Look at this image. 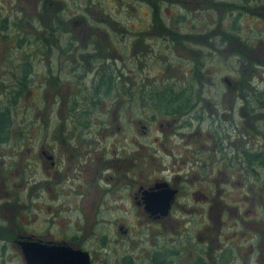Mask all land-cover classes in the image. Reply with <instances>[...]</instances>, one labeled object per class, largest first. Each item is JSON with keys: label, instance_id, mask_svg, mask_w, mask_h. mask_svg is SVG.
<instances>
[{"label": "flooded vegetation", "instance_id": "flooded-vegetation-1", "mask_svg": "<svg viewBox=\"0 0 264 264\" xmlns=\"http://www.w3.org/2000/svg\"><path fill=\"white\" fill-rule=\"evenodd\" d=\"M230 3L236 19L264 20V0ZM55 22L44 32L33 25L32 39L20 34L36 48L17 66L43 67L38 89L48 90L54 116L48 133L18 134L15 170L0 160V264H26L28 256L52 261L65 250L87 254L88 264H232L233 252L239 264H263L264 108L251 133L212 135L208 127L202 134L194 85L171 87L190 93L173 115L155 107L152 90L163 86L150 85L149 61L171 67L168 52L155 50L148 61L155 43L132 32L126 59L105 52L109 37L102 45L90 41L96 29L106 36L99 26L70 24L63 32ZM182 22L159 23L173 58L185 51ZM232 26L226 35L237 38ZM55 45L63 52L50 53ZM154 123L158 135L148 133ZM228 168L242 174L238 183L246 188L234 205L211 194L218 174L229 180Z\"/></svg>", "mask_w": 264, "mask_h": 264}, {"label": "rangeland", "instance_id": "rangeland-1", "mask_svg": "<svg viewBox=\"0 0 264 264\" xmlns=\"http://www.w3.org/2000/svg\"><path fill=\"white\" fill-rule=\"evenodd\" d=\"M207 1L46 0L42 6L41 0H11L9 4L6 0H0V25L4 23L1 19L4 17L10 24L14 20L16 22L12 30L3 25V30H0V106L8 103L7 93L10 94L18 86L15 77H8L5 66L9 65V69L18 76L20 73L14 64L18 63L21 55L25 53L32 56L36 48L35 44H26L25 41L20 43V47L17 48L15 45L17 35L23 37L20 34L26 32L24 34L32 39L36 34L31 30L33 25L44 32L45 28L48 29L52 25L51 23L56 21L57 27L61 26L63 32L70 24L74 30L77 25L78 28L88 26L93 29L99 26L103 32H107L106 36L96 29L91 31L96 32V35L92 36L90 41L97 42L99 38L102 45L107 42L103 38L109 37L108 42L113 44L112 49L105 52L119 53L126 59H128V50L130 49L127 46L128 39L132 38V32H137V34L140 32L141 38L147 40L148 43L151 41L155 43L154 51L149 52L148 61L155 57V50H163L169 53L168 63L172 61L174 64L171 67L167 65L166 68H163L162 63L154 65L149 61V64L151 63L148 70L149 82L154 86L162 84H170L175 87L194 85L195 90L198 91V100L200 105L202 104L200 110L203 111L199 125L196 123L200 133L204 134L208 127L212 128V135L228 133L233 136L251 133L250 127L256 124L258 112L264 108V44L257 42L258 38L264 37V20L244 13L240 19H236L234 15L237 9L230 3L232 0H216L215 6ZM41 6L42 9H40ZM179 11L185 14L182 23L184 25L183 32L186 34L184 36L186 44L185 51L180 50L178 55L173 58V55H170L173 52L168 49L164 39L161 38L163 30L159 23H173L171 17H175V13ZM260 14H264V10ZM232 22L238 29L232 31L237 39L231 40L226 34ZM85 30L81 32H85ZM36 32L38 31L36 30ZM208 32H211V46L208 40L210 35L202 36ZM222 34L226 36V40L221 41ZM83 37L85 36L82 34V39ZM248 38L253 40L249 41ZM239 40L245 42L244 45ZM86 41L80 43L86 44ZM51 42L53 43V40ZM55 47L56 50L50 53L63 52L58 45ZM210 49H212L211 54L208 53ZM103 51L101 50V52ZM177 56L178 58H176ZM196 67L198 68L196 69ZM42 68L36 65L35 68H30V78L27 80L29 83L11 107L13 122L10 139L0 145V160L7 162L9 171H13L17 167L18 128L23 130V134L31 135L50 131L48 126L54 115L50 112L47 102L51 101V97H49L47 89L45 93L38 89L43 86L37 76ZM224 77L228 79V85L223 82ZM50 79L53 78L50 77ZM59 79L63 78L59 76ZM247 105H249L248 108L254 109L249 111L246 108ZM152 109L161 116L154 106ZM248 117L254 120L251 121ZM210 122H212L211 125H209ZM164 127L163 124L161 129ZM175 127L176 125H174L173 131H169L170 134L175 132ZM159 132H161L159 127L154 123L148 133L158 135ZM139 133V128H137L138 143H145L144 137H139ZM164 149H168L167 145H164ZM235 170L228 168L224 171L229 178L228 181L225 180V175L218 174L215 181L216 186L211 182L212 197H220L227 203H233L243 196L242 193L246 188L239 184L242 174H237ZM235 254L238 255V252L232 253V264H239L240 260ZM6 264H16V261L10 260Z\"/></svg>", "mask_w": 264, "mask_h": 264}, {"label": "trees", "instance_id": "trees-1", "mask_svg": "<svg viewBox=\"0 0 264 264\" xmlns=\"http://www.w3.org/2000/svg\"><path fill=\"white\" fill-rule=\"evenodd\" d=\"M171 18H173V21H179V20L183 21L185 16H182V15L178 16L176 14L175 17L172 16ZM1 19H2V23L3 22L4 23L0 25V30H3L4 27L6 28L7 25H9L10 26L9 28L12 30L14 24L16 23L15 20L12 21V24H8L7 19L5 17L1 18ZM230 28H234L235 30L238 29L237 26H232ZM3 35L5 36V33H3ZM162 36H163V34H162ZM221 36H222V38H221V41H222V40H226V36H228V35L224 36L222 34ZM228 37L231 40L234 39V38H231L230 36H228ZM20 43H21V37L19 35H17L16 44H15L17 46V48L20 47L19 46ZM240 43L242 45H244L245 42L241 41ZM16 63L14 64V66L19 65L20 62H18L17 64ZM27 63H29V62H27ZM5 68H7L6 70H7V73L9 75L8 77H11V76L15 77L17 79V83H18V86L15 87L14 91H12L10 94L7 93L6 99H7L8 103L0 106V139L7 141L10 139L9 135H11V132H12L11 128H12L13 120L11 119V117H12L11 107H12V105H14L16 103L17 97L20 96V94L23 92V90L25 89V86L28 85L29 81H27V80H28V78H30L29 77L30 71L28 68H26L24 71L22 68L17 66L16 70L17 71L21 70V72L19 71L20 74L18 76H16V74L13 73V70L11 71L9 69V65L7 67L5 66ZM197 68L198 67H196V69ZM151 85H153V84H151ZM161 86H163V87L159 90H152V94H154V96L157 98V99H153V101L156 102V104H155L156 108H158V109L163 108L161 110V112L164 111L169 116L173 115L174 112L179 111V105L178 104L180 102H183V101L187 102L190 99L189 98L190 93H188L185 89L181 90V91H175V90H171L172 85H170V84H166V85L162 84ZM185 87H190V86H185ZM252 92L254 94L253 90H252ZM154 96L152 98H154ZM247 106H249V105H247ZM248 109H249V111L250 110L252 111L254 108H248ZM18 130H19L18 134H23V130H20V128H18Z\"/></svg>", "mask_w": 264, "mask_h": 264}, {"label": "water", "instance_id": "water-1", "mask_svg": "<svg viewBox=\"0 0 264 264\" xmlns=\"http://www.w3.org/2000/svg\"><path fill=\"white\" fill-rule=\"evenodd\" d=\"M223 82H226L227 85L229 84V81L226 77H224ZM51 257L48 255L45 257L44 260H38L37 258H35V256L34 257L32 256V258L28 256V258H26L27 259L26 264H88L87 254L78 251L73 252L70 250L69 251L65 250V252H61V253L56 252L55 259L50 261Z\"/></svg>", "mask_w": 264, "mask_h": 264}]
</instances>
